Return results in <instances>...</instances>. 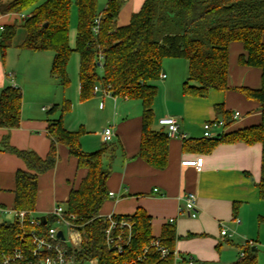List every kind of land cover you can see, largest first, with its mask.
Listing matches in <instances>:
<instances>
[{"label": "crops", "instance_id": "crops-1", "mask_svg": "<svg viewBox=\"0 0 264 264\" xmlns=\"http://www.w3.org/2000/svg\"><path fill=\"white\" fill-rule=\"evenodd\" d=\"M109 1L105 0L103 7L100 5L101 11ZM122 1L119 27L129 25L132 16L141 10L146 0ZM18 21V14H0V25L21 24ZM20 45L4 56L0 49V92L15 85L23 93L20 127L12 130L0 128V223L14 215L15 177L18 171L27 170L20 157L3 147V141L8 139L11 148L31 151L45 159L52 145L47 112L57 104L59 88L67 89L51 76L53 53L31 52L21 49ZM243 53L244 48L239 43L230 48L231 89L211 91L205 98L185 95L183 85L189 75L186 60L163 61L164 78L158 83L153 129L168 134L167 129L159 125V120L173 118L179 124V133L185 136V140L170 138L168 165L163 170L152 168L138 157L143 116L140 101L114 97L100 87L99 92H93L87 101L77 99L74 104L69 101L71 110L63 118L68 131L82 132L80 145L86 154L105 146L102 141L105 129L113 131V141L106 146L115 149V155L113 158L104 157L103 165L112 171L107 188L114 197H109L100 215L133 216L143 210L151 217L155 238L161 237L164 227L174 220L173 250L183 259L180 264H187L185 260L188 258H192L195 264H235L246 240L254 243L257 264H264V201L258 190L262 145H249L242 140L225 141L208 151L203 138L206 123L225 119L216 111L219 105L233 115L235 112L241 114L238 120H233L232 115L231 125L224 133L261 122L260 104L234 90H259L262 85L261 70L239 64ZM66 100L64 96L63 102ZM223 131L213 129L214 134ZM185 141H188L186 145ZM57 152L56 167L39 176V195L33 212L36 217L50 214L55 204L65 205L70 190L78 187L87 175L86 170L78 168V161L70 155L67 147L57 145ZM200 158L204 160L200 170L182 165L184 161ZM189 192L197 196L198 216L195 219L182 212L184 198ZM234 219H239L240 223H235ZM223 225L229 229L231 237L221 236Z\"/></svg>", "mask_w": 264, "mask_h": 264}, {"label": "trees", "instance_id": "trees-1", "mask_svg": "<svg viewBox=\"0 0 264 264\" xmlns=\"http://www.w3.org/2000/svg\"><path fill=\"white\" fill-rule=\"evenodd\" d=\"M75 3L78 11L75 52L80 57V100H89L95 87L100 86L114 97L140 101L143 116L138 157L156 170H163L168 165L170 141L167 133L153 129L154 102L163 61L186 60L189 75L183 91L185 95L205 98L211 91L231 89L230 48L236 43L243 46L239 64L261 70L262 85L259 90H234L260 104L261 122L215 139H204V144L208 151L225 141L261 144L258 190L264 201V0H146L125 27L118 25L124 5L122 0H110L102 11L99 0H76ZM72 5L73 0H0L1 15L25 12L31 15L21 21L20 26H5L0 40L3 56L13 45L19 27L23 28L26 35L20 48L53 53L51 76L66 89L70 84L68 64L73 53L69 45ZM100 69L104 73L102 79L98 77ZM22 102L20 88L8 86L0 92V128L12 130L20 127ZM70 110L71 103L66 100L47 112L52 145L45 159L31 151L11 148L8 139L3 141V147L20 157L27 167L26 171H18L15 177L14 207L15 211L33 215L39 195V176L56 167L59 160L57 145H64L78 161V168L87 171L78 187L70 190L65 207L82 225V254L103 259L106 255L103 232L108 223L98 216L109 200L107 183L112 174L110 168L104 167L103 159L113 158L115 149L105 144L101 150L86 154L80 145L82 132H70L64 127L63 118ZM216 111L229 127L233 114L224 111L223 105L216 106ZM131 217L135 221L134 245L142 250L155 239L151 217L143 210ZM23 230L27 231L29 227H21L16 220L0 223V257L9 254L19 244ZM159 238L173 250L174 227L166 225ZM244 253L235 264H257L253 247L246 248ZM153 264L161 263L157 259Z\"/></svg>", "mask_w": 264, "mask_h": 264}, {"label": "built area", "instance_id": "built-area-1", "mask_svg": "<svg viewBox=\"0 0 264 264\" xmlns=\"http://www.w3.org/2000/svg\"><path fill=\"white\" fill-rule=\"evenodd\" d=\"M30 13L18 15L20 21L30 18ZM5 26L0 25V35L5 32ZM97 29H95V32ZM1 40V37H0ZM161 78H164L161 76ZM15 87V85H13ZM97 86L94 93L99 92ZM103 90V89H102ZM103 92L107 93L105 90ZM241 114L235 112L233 120L240 119ZM159 125L166 128L170 138H179L185 140V136L179 133V124L176 119L159 120ZM222 129L223 132L214 134L213 129ZM224 119L208 122L203 126L204 139H215L222 136L226 130ZM113 131L107 128L102 133L104 144H110L113 141ZM203 158L196 160H187L182 162L183 166L195 167L200 170L203 166ZM158 192V190H155ZM113 198L114 194L109 193ZM185 208L182 211L185 215L195 219L198 216L197 196L189 192L185 198ZM15 220L21 227L28 226L29 230H23L19 237V244L7 255L0 257V264H153L158 259L161 264H180L183 259L179 257L174 250L167 248L160 238L153 239L149 244L139 250L134 245V227L135 221L131 216H118L109 214L98 216V219L107 220L108 226L103 232V244L106 250L105 258L89 257L82 254L83 235L82 225L77 222V217L70 214L63 204H55L52 212L45 216L46 224L40 221V217L29 215L25 211H15ZM42 217V216H41ZM53 223H50V219ZM239 224V219H234ZM57 224L62 227L58 229ZM170 225L174 220H170ZM62 233V237L59 233ZM221 236L228 237L229 229L226 226L221 227ZM252 241L244 244V249L240 257H244V251L248 247H253ZM187 264H195L192 258L185 260Z\"/></svg>", "mask_w": 264, "mask_h": 264}, {"label": "rangeland", "instance_id": "rangeland-1", "mask_svg": "<svg viewBox=\"0 0 264 264\" xmlns=\"http://www.w3.org/2000/svg\"><path fill=\"white\" fill-rule=\"evenodd\" d=\"M75 1L76 0H73L72 10H71L70 33H69V45H70L71 49L73 50V53L71 55V58H70L69 64H68V75H69L70 84L65 91L62 88H59V94H58V97L56 98V100L58 102H55V103H57L55 105H61L63 103V97L64 96L67 99V101H70L72 104H74L77 99L80 100V97H79V94H80L79 93L80 57L75 52L76 40H77V30H78V11H77V6H76ZM103 2H105V0H100V5L102 7L104 6ZM25 13L28 14V12H25ZM9 20L11 21L12 18H10ZM18 22L21 23L20 20ZM19 26H20V24H19ZM25 33H26L25 30L23 28L19 27V29L16 33V36L13 40V45L6 51V53L9 54L13 50L15 51L16 47L19 46L21 44V42L24 40ZM0 37H2V35H0ZM16 55L18 56L17 51H16ZM18 60H19V58H18ZM12 62H14V60ZM15 62H16V59H15ZM103 75H104V73L100 69L98 71V77L100 79H102ZM98 87L100 88V86H98ZM14 215L9 217L6 222H13L14 221L13 220ZM49 219H50L49 222L53 223L52 219L51 218H49ZM2 222H5V221L2 220ZM53 225H55V227L58 229H62V227L60 225H57V224H53Z\"/></svg>", "mask_w": 264, "mask_h": 264}, {"label": "water", "instance_id": "water-1", "mask_svg": "<svg viewBox=\"0 0 264 264\" xmlns=\"http://www.w3.org/2000/svg\"><path fill=\"white\" fill-rule=\"evenodd\" d=\"M45 26H47V25H45ZM40 221H41L43 224H46V218H45V216L40 217ZM59 236L62 237V233H61V232L59 233ZM254 251H255V250H254Z\"/></svg>", "mask_w": 264, "mask_h": 264}]
</instances>
